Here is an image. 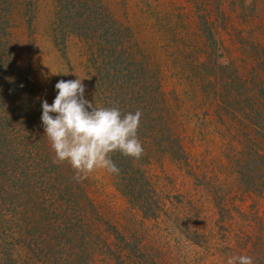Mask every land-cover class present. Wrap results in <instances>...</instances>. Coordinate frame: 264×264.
Masks as SVG:
<instances>
[{"label": "rangeland", "instance_id": "rangeland-1", "mask_svg": "<svg viewBox=\"0 0 264 264\" xmlns=\"http://www.w3.org/2000/svg\"><path fill=\"white\" fill-rule=\"evenodd\" d=\"M0 57L9 109L0 147L25 172L0 171V220L21 226V237L29 188L5 178L27 175L34 200L53 211L50 238L64 248L74 230L87 242L75 264H226L238 254L264 264V0H0ZM77 77L97 107L147 114L143 101L154 96L164 134L141 121L144 160L120 165L135 163L127 191L143 194L142 206L117 185L121 175L98 170L76 182L67 162L52 167L40 156L41 140L50 142L25 109L51 105L55 84ZM172 125L178 157L162 148ZM6 241L0 257L12 250Z\"/></svg>", "mask_w": 264, "mask_h": 264}, {"label": "clouds", "instance_id": "clouds-1", "mask_svg": "<svg viewBox=\"0 0 264 264\" xmlns=\"http://www.w3.org/2000/svg\"><path fill=\"white\" fill-rule=\"evenodd\" d=\"M83 79L58 81L57 95L51 105L47 100L42 102L41 116L44 134L54 152L53 162H67L76 182L98 170L119 175L120 169L111 158L114 152L137 160L144 154L137 135L142 111L122 113L118 107L93 105L85 99ZM226 264H254V260L238 254L228 257Z\"/></svg>", "mask_w": 264, "mask_h": 264}, {"label": "trees", "instance_id": "trees-1", "mask_svg": "<svg viewBox=\"0 0 264 264\" xmlns=\"http://www.w3.org/2000/svg\"><path fill=\"white\" fill-rule=\"evenodd\" d=\"M1 58V57H0ZM1 61L4 62V59H1ZM1 63V62H0ZM3 64V63H2ZM4 66V64L2 65ZM1 67V66H0ZM123 70V68H122ZM128 71H130L128 69ZM162 92H160L161 94ZM155 98L154 96H151L150 99L143 101V103L149 107L151 106V110L150 112H148L147 114H145L144 112H142V117H141V121L145 120V121H150L152 119V126H153V134H155V136H158L163 133V128L162 125L160 123V118L161 117V112L158 111L159 109L157 108V104L156 101H153ZM6 99H3V97L0 95V144L1 141H4V132L3 130L7 127L8 125V120H7V111L9 109H6L7 105H8V101L6 104ZM36 100V99H34ZM163 100V99H162ZM153 101V102H152ZM152 102V103H151ZM6 104V105H5ZM9 107V106H8ZM25 108V107H24ZM23 108V110H24ZM7 110V111H6ZM13 111V109H11V112ZM133 111V110H132ZM136 110H134L132 113H134ZM20 112V110H19ZM18 112V113H19ZM168 112V111H167ZM148 114H152V116L148 115ZM24 115L27 117L30 116V118L34 117L36 122L34 121L33 124H35L34 126L36 127V132L37 129L40 128L38 127L37 124H41V116H42V107L39 106L38 104H34L30 111L29 108L27 107L25 109V113ZM29 118V119H30ZM140 121V122H141ZM37 123V124H36ZM34 127V128H35ZM173 125L170 126V128H167V133L166 134V138H164L163 140L166 141H162V148L163 150H165V152L167 153H171L176 152V157L184 155L183 154V149L181 147V143H180V136L178 134H176L177 132L175 130L172 129ZM43 136H45L46 134H44V130L42 131ZM37 135V133H36ZM38 137H41V135H39L38 133ZM10 138V137H9ZM7 137V140H10ZM2 146V145H0ZM11 147L9 145H5L3 147H0V171H2V175H6L7 169L10 168L12 169L13 174L16 173V171H21L22 173L24 172L22 167L18 164L19 161L18 159L14 156L13 159H7L6 156H8V152H10ZM38 152L41 153V157H44V159L46 160V163H48L50 166L53 167V165H55L56 163L53 162V158H54V152L50 150V145L48 143H46V141L44 139L41 140V147H39ZM176 150V151H174ZM144 156L143 155L140 159H134L131 157H126L124 155H122L119 152H114L112 154V160L114 162H117V165L119 166L120 169V173L119 178L117 179V185L121 184L122 185V191L127 194L129 200L133 203H138V201L143 202V194H136L134 195V193L132 191L128 192L127 190H131V188L129 187V181H130V177H129V172L132 171V166L133 164H135L134 162H132V165L130 164V166H120V165H124L127 161V159L129 161H137V162H141L144 160ZM141 160V161H140ZM62 165V164H61ZM35 166V165H33ZM123 169L121 173V168ZM139 168L136 169V172H139ZM15 172V173H14ZM25 173V172H24ZM18 176V175H17ZM24 177V176H23ZM133 177V176H132ZM131 177V178H132ZM14 178V176H13ZM25 180L22 179V177H15V179H10V177L5 178V180H9L12 183V187L17 188L18 190L21 188H23L24 190H27L26 187L29 188V190H27V196H26V205H23L22 208V212H21V217L23 218V220H26V224L25 225H29L30 227L27 228L26 230L24 229L23 232V236L21 237V226H18V224H14L13 220H0V227L3 228V232L0 235L1 238L3 239V241L6 239V243H4V247L6 248H12V250L9 249L8 254H5V257H0V264H12L15 263V259L13 257H11L12 253H14V249L17 247H20L22 250L21 253H23L21 256V260L19 262V264H30L31 261L35 260H41L42 255L45 257L47 256V259H51L52 257V262H50L49 264H75V262L78 260V257L87 255L86 253V248L84 246H87V242L85 241H81L80 243L77 242V238L73 237V232H75L74 230H72V234L67 236L64 240V244L65 247L63 248V244H62V240L59 236L50 238L51 235H49V231L52 233L53 228H50V225L53 224V222H51V218L49 217L48 214L51 215L50 211L51 209H47L45 204L43 203V201L40 199H36L34 200V198H37V194L38 192L35 191L34 187L31 185V181L30 179L27 177V175H25ZM6 180V181H7ZM4 180H2L1 182H3ZM0 182V209L1 207H3L4 203H8L6 200L8 197H6L5 195H3V188L4 187V183ZM129 182V183H127ZM33 200V201H32ZM72 201V200H71ZM14 199L9 202V205H13ZM28 203V205H27ZM142 206V205H140ZM13 209L15 210L14 206ZM15 212V211H14ZM6 213L0 212V218L5 215ZM6 225V226H5ZM13 226L15 227V232L14 234L11 232V227ZM73 225H70V227ZM6 227V228H5ZM30 235H34L36 236L35 238H33V240H28L27 238ZM49 235V236H48ZM61 235H64L63 233H61ZM7 236H9L11 238L8 239ZM48 237V238H46ZM63 238V237H62ZM3 250V249H2ZM58 251H64L65 254L64 256L60 255ZM6 252V251H4ZM18 252V251H17ZM7 253V252H6ZM64 257V258H63ZM13 260V261H12ZM122 264H130V263H124V261H122Z\"/></svg>", "mask_w": 264, "mask_h": 264}]
</instances>
